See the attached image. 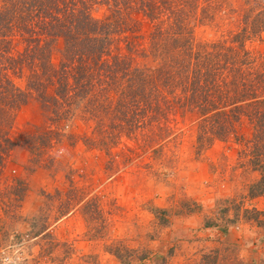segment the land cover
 <instances>
[{"label":"rangeland","instance_id":"1","mask_svg":"<svg viewBox=\"0 0 264 264\" xmlns=\"http://www.w3.org/2000/svg\"><path fill=\"white\" fill-rule=\"evenodd\" d=\"M221 1L222 12L195 22V42L229 40L236 18L231 11L242 0ZM90 15L106 18L108 6L94 4ZM124 17L136 51L115 42L112 52L147 68L151 25L134 12ZM244 46L260 60L264 33ZM57 59L53 49L51 60ZM14 82L23 85L21 79ZM50 112L32 97L14 114L9 137L16 145L0 165V249L27 244L25 264H264V196L246 197L257 173L232 139L198 152L194 117L176 113L169 116L171 134L163 141L121 137L116 145L101 146L90 134L92 122L78 110L61 117ZM58 148L69 154L62 161L53 159ZM90 200L102 216L81 215ZM243 209L257 211L261 223L242 219ZM161 211L165 221L157 219ZM102 226L105 232H99ZM115 241L133 256L147 257L119 261L104 249Z\"/></svg>","mask_w":264,"mask_h":264},{"label":"trees","instance_id":"2","mask_svg":"<svg viewBox=\"0 0 264 264\" xmlns=\"http://www.w3.org/2000/svg\"><path fill=\"white\" fill-rule=\"evenodd\" d=\"M94 4L108 6L109 16L93 19ZM223 7L221 0H0V165L16 145L9 137L14 114L32 97L57 117L78 110L101 146L121 137L163 141L171 134L169 116L189 114L195 149L232 139L257 173L246 197L264 196V55L259 60L244 46L264 33V0H242L231 11L236 18L229 40L195 42V22L212 20ZM127 12L151 25L147 68L112 52L115 42L136 51ZM94 201L82 204L83 217L93 211L102 216ZM158 214L165 221L166 212ZM257 214L241 211L242 219L260 224ZM104 249L121 262L147 257L133 256L119 241Z\"/></svg>","mask_w":264,"mask_h":264},{"label":"clouds","instance_id":"3","mask_svg":"<svg viewBox=\"0 0 264 264\" xmlns=\"http://www.w3.org/2000/svg\"><path fill=\"white\" fill-rule=\"evenodd\" d=\"M70 127L68 125L63 129L65 135L69 134ZM68 152L64 148H58L53 154V159L62 161L68 156ZM28 245H19L16 242L8 245L4 249H0V264H25L26 260H30L28 255Z\"/></svg>","mask_w":264,"mask_h":264}]
</instances>
